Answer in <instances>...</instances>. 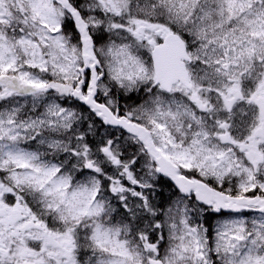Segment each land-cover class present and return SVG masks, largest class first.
Wrapping results in <instances>:
<instances>
[{"label": "snow or ice", "instance_id": "6c2138e0", "mask_svg": "<svg viewBox=\"0 0 264 264\" xmlns=\"http://www.w3.org/2000/svg\"><path fill=\"white\" fill-rule=\"evenodd\" d=\"M0 264H264V0H0Z\"/></svg>", "mask_w": 264, "mask_h": 264}]
</instances>
